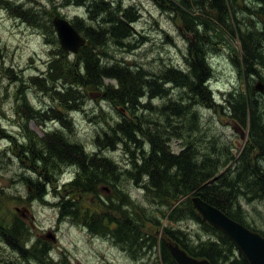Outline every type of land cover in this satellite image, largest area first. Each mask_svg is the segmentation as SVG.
Listing matches in <instances>:
<instances>
[{
    "label": "rangeland",
    "instance_id": "rangeland-1",
    "mask_svg": "<svg viewBox=\"0 0 264 264\" xmlns=\"http://www.w3.org/2000/svg\"><path fill=\"white\" fill-rule=\"evenodd\" d=\"M96 1L0 0V226L21 218L29 229L26 248L37 240L45 242L53 264H168L160 246L164 228L190 251L219 244L228 258L238 256L234 244L220 240V231L187 215L184 204L195 190L183 188L173 169L169 173L177 181L176 199L165 191H152L149 173L139 169L156 145L150 135L159 137L169 154L191 152L190 161L197 170L192 176L207 173L216 179L224 174V179L232 180L240 157L250 152V172L264 179V157L251 150L248 122L242 125L233 117L230 98L238 93L254 98L264 122V94L254 89L256 81L264 83V16L257 13L262 4L223 0L224 11L211 7L213 0ZM17 7L30 17L18 15ZM55 16L68 20L90 39L99 67L116 66V71L128 70L144 82L133 105L110 98L118 86L108 78L100 79V86L75 80L76 107L60 103L55 92L64 90L65 84L58 68L80 76L84 68L82 60H76L79 52L70 55L60 48L51 24ZM116 20L127 29L123 37L113 33ZM89 28L97 34L92 35ZM245 45L257 60L248 58ZM192 48L201 50L210 70L207 77L201 72L205 79L200 84L190 71L199 65L191 56ZM168 70L188 76L187 83L167 81ZM147 83L156 89L150 92ZM26 108L29 114L43 116L26 118ZM118 108L136 120L137 127L130 129L139 142L128 141L120 133L117 123H130L124 122L127 111L122 114ZM58 113L61 116L52 119ZM235 128L245 134L234 132ZM55 132L87 155L98 152L97 158L110 161L116 179L89 184L94 193L81 185L70 187L80 169L49 157L41 142L44 134ZM98 138L105 141L103 147ZM80 180L85 184L84 176ZM243 192L237 186L230 204L223 203L225 196L221 203L230 212L235 209L239 221H233L264 237V187L256 194ZM67 199L76 205V216L60 215L62 201ZM111 205L117 210L112 211ZM84 220L88 224L100 221L111 230L90 229ZM127 225L139 233L133 237L127 229V242L118 243L111 231ZM223 258L215 260L229 264ZM0 264L38 262L22 260L0 237Z\"/></svg>",
    "mask_w": 264,
    "mask_h": 264
},
{
    "label": "trees",
    "instance_id": "trees-1",
    "mask_svg": "<svg viewBox=\"0 0 264 264\" xmlns=\"http://www.w3.org/2000/svg\"><path fill=\"white\" fill-rule=\"evenodd\" d=\"M161 1V0H158ZM94 2H98L94 0ZM183 3V2H182ZM256 3H261L262 6L258 7L257 13L264 16V0H256ZM211 7L214 9L224 11L225 6L223 0H213V3L211 4ZM175 7L174 9H176ZM20 13L18 15L20 16H26L30 17L28 14V11H22L19 7L16 8ZM126 18V17H125ZM127 19V18H126ZM130 26V24L128 25ZM74 27V26H73ZM77 31L81 33L79 29L74 27ZM125 31H127L124 24H122L120 21L116 20V24L113 28V33L116 36L123 37L125 35ZM89 32L92 35H96L97 33L95 30L89 28ZM83 33V32H82ZM84 37H86V45L83 46L79 50V54L76 56L77 59H81L83 62V68L84 73L82 76L79 74L72 73V72H63L58 68V74L63 75L64 77V84L63 86L64 90H56L55 92L57 96L60 99V103L65 108H72L76 107V100H77V94L78 92H75L72 85H74V81L84 80L86 84L91 85L97 83V86L102 85L100 79L108 78L109 80H115L118 86V89L114 91L110 95L111 99H114L116 101H122V102H131L132 105L135 103L138 97H140V94H138L142 87L145 85L143 81L137 80L136 77L130 71L126 72H120L116 71L117 67H99L98 61L96 60L95 56L92 54V47L93 45L90 42V39L83 33ZM114 37V36H113ZM247 48V55L248 58L251 60H257L258 57L254 55L253 52L249 53L248 47ZM195 57L196 63H198L199 67L197 65H194L192 67L191 75L193 79L196 81L199 79V84L204 81L205 78H201V72L205 71L204 75L207 77L208 74H210L209 66L205 63V58L202 55V52L199 48H192L191 56ZM194 61V59H193ZM195 63V64H196ZM190 64V63H189ZM194 64L191 62V65ZM194 71V72H193ZM255 71V70H252ZM251 72V71H250ZM164 77L167 79V81H171L174 83H178L180 81L181 84L185 85L187 82L185 79H188V76L182 75L179 71L176 70H168L164 73ZM60 78V76L57 77L56 81ZM43 80L47 79L42 78ZM83 83V84H85ZM85 84V85H86ZM147 86L152 92L156 88L152 87L150 83H147ZM193 87V85H192ZM152 88V89H151ZM195 88V87H194ZM196 89V88H195ZM49 90L53 91L51 88ZM111 92L113 91L110 89ZM192 91V90H191ZM193 92V91H192ZM142 95V94H141ZM133 98V100H132ZM231 101L232 103V111H233V117L237 119L242 125H245L246 122H248V128H249V145H251V150H256L257 153L264 157V122L262 121V115L260 113V109L258 105L256 104V100L254 98H248L244 97L241 93H238L237 96H234L231 94ZM28 111V115L24 114L26 118H35L36 117H42L43 115L32 112L29 114V109L26 108ZM51 112V110H50ZM129 113V112H128ZM56 116H52V119H58L61 114H55ZM59 116V117H58ZM63 118V117H62ZM124 122L130 125H124L123 123H117V126L119 127L120 133L123 135V137L128 140L132 141L133 143L139 142L135 138V133L130 129V127H137L136 120H134L129 113V117H124ZM133 119V120H132ZM63 124H68L64 119H61ZM125 123V124H126ZM159 138V137H158ZM156 138V136H150V141H153L154 143L159 144L160 146L157 147L156 145H152V152L146 160H144V165L139 169L145 168V172L149 173L150 179L148 180L149 187L152 191L155 193L162 194L165 191V194L168 195V197L177 198V196H174L173 194H178L176 187L177 182L174 178L175 176H171V173L169 169H173L174 175H179L180 178L178 180V183L185 188L189 187V190L194 191L195 190V196L200 197L203 201L206 203L216 207L220 211H222L225 215H227L229 218L239 221L236 217V211L235 209L233 212H230L227 210L226 206L230 204L231 199H234L235 192L237 189V186L242 187L245 192L243 193H252L256 194L260 192V190L264 187V179L260 180L257 178L252 172H250V166L248 163V156L247 154L246 158H243V155L240 157V165L237 169V172L232 180L224 179V174L221 176H218L216 179H212V177L216 175H211L207 173H198L196 175L192 176V173H194V165H192L190 161V155L188 152H181L178 155L175 154H169L165 151V145L162 144L159 139ZM99 145L102 147L104 146L105 141L100 140L99 138L96 140ZM42 144L44 145L47 155L51 158H54L57 160V162L61 163H68L69 165H76L78 169H80V172L77 175V178L73 182H71L70 187H78L81 185V187H84V190L95 192L94 187L89 184H95L98 182H107L111 178V180L116 179L115 174V166L104 158H97L96 155L99 153H93L92 155H87L83 149L76 145L72 144L70 142H67L59 133H46L44 134L43 138L41 139ZM74 145V146H73ZM100 150V149H99ZM169 170V171H168ZM197 171V170H196ZM142 172V171H141ZM80 175L84 176L86 179L85 184H81ZM211 175V176H210ZM113 178V179H112ZM89 179V181H87ZM181 181V182H180ZM206 182V183H205ZM227 182V183H224ZM205 183V186H202ZM186 184L188 186H186ZM208 184V185H207ZM39 184L37 183L35 187H38ZM173 188V190H172ZM226 190V191H225ZM173 191V192H172ZM226 197L224 200V205L221 203L222 197ZM161 198V196L159 197ZM219 199V200H218ZM73 202L71 200H65L62 201L61 204V212L60 215L62 217L64 216H76L77 211L75 210V206L73 205ZM186 206V213L188 216L202 221L199 214L195 211L193 208L191 201L186 202L184 204ZM112 211H116L117 209L114 208L112 205L109 207ZM177 210L173 211V215ZM129 223L131 220H128ZM203 222V221H202ZM84 225L88 226L90 229H96L99 231H110L108 227L101 226L100 221L97 223L89 224L87 223V220L83 221ZM205 223V222H203ZM207 226H209L207 223H205ZM210 227V226H209ZM212 228V227H210ZM131 233V235L134 237L133 233H139L136 228H133L130 225L127 226H120L116 230H112V234L114 235L115 239L118 243H126V239L128 238V230ZM135 229V231H134ZM214 229V228H212ZM216 230V229H214ZM29 229L28 226L25 224V222L21 218H15L13 221H11L9 224L5 226H0V237L4 242L7 244L9 248H11L13 251H15L19 257L22 260H28L32 259L38 262V264H53L48 258V247L45 242H41L37 240L34 244H32L30 247L26 248L27 244V235H28ZM157 235V232H156ZM10 238V239H9ZM135 239V238H134ZM160 246H161V253L162 258L164 262L168 264H176L172 257L170 256L167 247L166 242L171 241L176 244H178L182 249H184L189 255L196 257V258H204L207 259L211 264H221L220 261H216L215 258H218L220 256H223L222 259L224 262H228L229 264H248L247 260L239 253L238 256H233L232 258H228L225 254V250H222L219 246V244H211L209 247L200 246L195 251H190L187 249V247L180 241V239L174 234L173 231L164 228L160 233ZM220 240L224 242L225 244H230L229 246L232 247V243L228 240L226 236L223 234L220 235Z\"/></svg>",
    "mask_w": 264,
    "mask_h": 264
},
{
    "label": "water",
    "instance_id": "water-1",
    "mask_svg": "<svg viewBox=\"0 0 264 264\" xmlns=\"http://www.w3.org/2000/svg\"><path fill=\"white\" fill-rule=\"evenodd\" d=\"M52 25L61 49L65 53L76 54L79 47L84 44V39L65 19L56 16L52 19ZM254 89L260 93H264V84L258 80L254 85ZM118 110L121 113H125L123 108H118ZM125 116L129 117V114L127 113ZM234 131L237 132L236 129ZM240 134L242 135V132ZM190 200L202 221L225 234L249 264H264L263 237L233 221L220 210L203 201L200 197L193 196ZM166 247L176 264H210L204 258L190 256L174 242L167 241Z\"/></svg>",
    "mask_w": 264,
    "mask_h": 264
},
{
    "label": "bare ground",
    "instance_id": "bare-ground-1",
    "mask_svg": "<svg viewBox=\"0 0 264 264\" xmlns=\"http://www.w3.org/2000/svg\"><path fill=\"white\" fill-rule=\"evenodd\" d=\"M125 3V2H124ZM158 5V4H157ZM135 6V5H134ZM133 6V7H134ZM134 13V12H133ZM191 13V12H190ZM250 13V12H249ZM138 21V20H137ZM75 22V21H74ZM41 31V30H40ZM208 32V31H207ZM238 35V34H237ZM241 39V38H240ZM133 48V47H132ZM100 50V49H99ZM104 51V50H103ZM108 51V50H107ZM107 54H109V53H107ZM120 68V67H119ZM241 68V67H240ZM121 69V68H120ZM178 69V68H177ZM47 70V69H46ZM140 70V69H139ZM128 71V70H127ZM132 71V70H131ZM158 73V72H157ZM142 75H143V73H142ZM212 80V79H211ZM147 81V80H146ZM104 87V86H103ZM108 87V86H107ZM152 89V88H151ZM152 92H153V90H152ZM154 95V94H153ZM108 96V95H107ZM149 97V96H148ZM86 100V99H85ZM21 101V100H20ZM218 101V100H217ZM17 102H19V100L17 101ZM145 102V101H144ZM145 106V105H144ZM69 113V112H68ZM202 113V112H201ZM59 117V116H58ZM133 120V119H132ZM135 120V119H134ZM60 122V121H59ZM201 123V122H200ZM39 124V123H38ZM41 124V123H40ZM231 126V125H230ZM47 132V131H46ZM111 133V132H110ZM179 134V133H178ZM98 136V135H97ZM13 145V144H12ZM189 145V144H188ZM74 146V145H73ZM129 146V145H128ZM13 147H14V145H13ZM130 148V147H129ZM20 150V149H19ZM88 152V151H87ZM191 153V152H190ZM189 153V154H190ZM138 154V153H137ZM126 164V163H125ZM129 165V164H128ZM73 167H75V166H73ZM38 178V177H37ZM46 178V177H45ZM30 180V179H29ZM34 181V180H33ZM66 184V183H65ZM62 185V184H61ZM123 188V187H122ZM123 196V195H122ZM127 196V195H126ZM145 197V196H144ZM54 201V200H53ZM121 202V201H120ZM139 202V201H138ZM45 203V202H44ZM138 205V204H137ZM176 207V206H175ZM10 239V238H9ZM2 240V239H1Z\"/></svg>",
    "mask_w": 264,
    "mask_h": 264
}]
</instances>
